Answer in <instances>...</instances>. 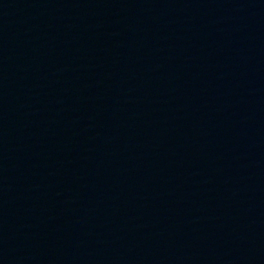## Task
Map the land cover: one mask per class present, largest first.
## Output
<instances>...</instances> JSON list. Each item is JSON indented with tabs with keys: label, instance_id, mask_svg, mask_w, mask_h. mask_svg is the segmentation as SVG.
Masks as SVG:
<instances>
[{
	"label": "water",
	"instance_id": "obj_1",
	"mask_svg": "<svg viewBox=\"0 0 264 264\" xmlns=\"http://www.w3.org/2000/svg\"><path fill=\"white\" fill-rule=\"evenodd\" d=\"M0 264H264V0H0Z\"/></svg>",
	"mask_w": 264,
	"mask_h": 264
}]
</instances>
